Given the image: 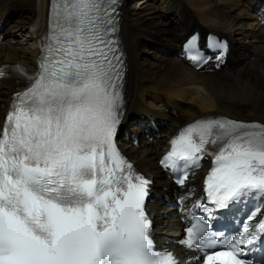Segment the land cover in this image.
Instances as JSON below:
<instances>
[{
	"label": "snow or ice",
	"instance_id": "snow-or-ice-1",
	"mask_svg": "<svg viewBox=\"0 0 264 264\" xmlns=\"http://www.w3.org/2000/svg\"><path fill=\"white\" fill-rule=\"evenodd\" d=\"M117 25L118 0H51L38 70L17 66L28 86L0 128V264H179L156 250L150 181L115 144L124 108ZM205 155L208 200L226 211L243 203L250 214L218 248L211 217L193 216L179 244L201 253L202 264H254L243 257L264 235V218L250 223L264 210V124L197 118L170 140L161 164L183 170L176 182L184 185Z\"/></svg>",
	"mask_w": 264,
	"mask_h": 264
},
{
	"label": "bare ground",
	"instance_id": "bare-ground-1",
	"mask_svg": "<svg viewBox=\"0 0 264 264\" xmlns=\"http://www.w3.org/2000/svg\"><path fill=\"white\" fill-rule=\"evenodd\" d=\"M261 1L264 0H124L121 34L129 66L124 120L137 115L167 124L160 128L163 136L155 143L144 140V147H135L124 138L120 142L126 144L125 151L136 166L154 177L153 189L157 193L161 194L169 184L154 158L177 125L210 112L264 122V29L254 13L255 4ZM47 3L48 0H0V26L9 14L17 17L4 34L0 29V65L21 63L29 69L34 67L38 38L45 29ZM205 8L209 11L205 12ZM194 28L216 31L230 39L232 55L226 67L199 72L174 57L182 37ZM154 43L165 46L167 53H152ZM2 85L0 119L11 92L19 84L9 80ZM130 131L137 134L136 127ZM149 206L163 239L175 229L178 220L170 206L158 201Z\"/></svg>",
	"mask_w": 264,
	"mask_h": 264
},
{
	"label": "rangeland",
	"instance_id": "rangeland-1",
	"mask_svg": "<svg viewBox=\"0 0 264 264\" xmlns=\"http://www.w3.org/2000/svg\"><path fill=\"white\" fill-rule=\"evenodd\" d=\"M137 1H139V0H135V2H137ZM196 2H200V0H196ZM208 11H209L208 8H205V12H208ZM11 19H12V23H11V24H13V23H14V20L17 19V17H16L15 15H12V18H11ZM11 24H10V25H11ZM23 38H24V36H22V39H23ZM15 39L18 40L19 38L17 39V37H16ZM151 48H152V49H150V51H151L152 53H154V54H155V53H158L159 55H162V54L159 52V50H158L154 45H151ZM153 48H154V49H153ZM152 50H153V51H152Z\"/></svg>",
	"mask_w": 264,
	"mask_h": 264
}]
</instances>
